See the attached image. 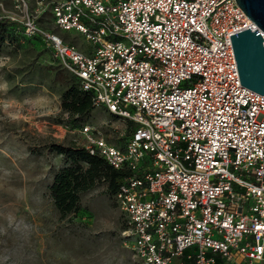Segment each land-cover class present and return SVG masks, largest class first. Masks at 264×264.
I'll list each match as a JSON object with an SVG mask.
<instances>
[{
    "label": "built area",
    "instance_id": "built-area-1",
    "mask_svg": "<svg viewBox=\"0 0 264 264\" xmlns=\"http://www.w3.org/2000/svg\"><path fill=\"white\" fill-rule=\"evenodd\" d=\"M0 10L128 123L118 143L89 123L81 132L91 154L128 172L113 197L130 264H264V94L241 83L231 35L257 26L237 0Z\"/></svg>",
    "mask_w": 264,
    "mask_h": 264
},
{
    "label": "rangeland",
    "instance_id": "rangeland-1",
    "mask_svg": "<svg viewBox=\"0 0 264 264\" xmlns=\"http://www.w3.org/2000/svg\"><path fill=\"white\" fill-rule=\"evenodd\" d=\"M5 7L12 9L8 2ZM5 20L0 24V264H130L122 215L107 184L82 193L80 210L65 216L50 193L55 174L68 163L52 144L82 146L85 123L118 143L128 123L102 106L78 120L70 117L62 109V92L74 75L41 42L23 37L20 23Z\"/></svg>",
    "mask_w": 264,
    "mask_h": 264
},
{
    "label": "trees",
    "instance_id": "trees-1",
    "mask_svg": "<svg viewBox=\"0 0 264 264\" xmlns=\"http://www.w3.org/2000/svg\"><path fill=\"white\" fill-rule=\"evenodd\" d=\"M26 39L38 40L43 44L39 38ZM95 107L93 93L84 90L74 75V81L62 92V109L78 120L88 116ZM52 149L68 160L55 174L50 185L54 204L64 216L79 211L81 194L102 183L107 184L108 191L114 195L122 178L128 173L126 170L116 169L103 156L91 154L84 146L52 144Z\"/></svg>",
    "mask_w": 264,
    "mask_h": 264
},
{
    "label": "water",
    "instance_id": "water-1",
    "mask_svg": "<svg viewBox=\"0 0 264 264\" xmlns=\"http://www.w3.org/2000/svg\"><path fill=\"white\" fill-rule=\"evenodd\" d=\"M256 24L231 35L241 83L264 94V0H237Z\"/></svg>",
    "mask_w": 264,
    "mask_h": 264
},
{
    "label": "crops",
    "instance_id": "crops-1",
    "mask_svg": "<svg viewBox=\"0 0 264 264\" xmlns=\"http://www.w3.org/2000/svg\"><path fill=\"white\" fill-rule=\"evenodd\" d=\"M31 4L34 5L35 4V0H30Z\"/></svg>",
    "mask_w": 264,
    "mask_h": 264
}]
</instances>
